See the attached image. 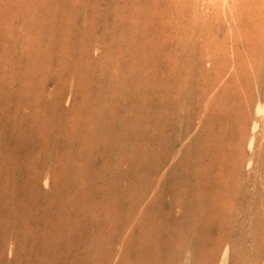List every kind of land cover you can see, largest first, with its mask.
I'll list each match as a JSON object with an SVG mask.
<instances>
[{
    "label": "rangeland",
    "instance_id": "obj_1",
    "mask_svg": "<svg viewBox=\"0 0 264 264\" xmlns=\"http://www.w3.org/2000/svg\"><path fill=\"white\" fill-rule=\"evenodd\" d=\"M226 1L0 0V264H119L146 174L144 264H264V0Z\"/></svg>",
    "mask_w": 264,
    "mask_h": 264
},
{
    "label": "crops",
    "instance_id": "obj_2",
    "mask_svg": "<svg viewBox=\"0 0 264 264\" xmlns=\"http://www.w3.org/2000/svg\"><path fill=\"white\" fill-rule=\"evenodd\" d=\"M146 175L142 179V184L135 183L139 179L131 178L125 189V185L121 186L119 193V264H144L146 258L150 257L149 254L140 252V243L149 244L150 242H146L144 238L145 242H140L141 239L138 238L140 236L138 231L141 228L140 221L143 223L152 217L155 206L153 197L157 191L155 176Z\"/></svg>",
    "mask_w": 264,
    "mask_h": 264
},
{
    "label": "bare ground",
    "instance_id": "obj_3",
    "mask_svg": "<svg viewBox=\"0 0 264 264\" xmlns=\"http://www.w3.org/2000/svg\"><path fill=\"white\" fill-rule=\"evenodd\" d=\"M254 1V0H253ZM259 1V0H258ZM226 0H223V2H222V5L224 6V4H226ZM214 63V62H213ZM209 65H210V63H209ZM258 108H257V114H258V116L260 117V119L262 120V122L264 121V102L262 103V104H260V102L258 103V106H257ZM256 112V111H255ZM264 123V122H263ZM87 126V125H86ZM257 129H258V126H257V124L256 125H254L253 127H252V132H253V134L254 133H256V131H257ZM250 151L251 150H253V147H254V138H251L249 141H248V143H247V146H246ZM249 164V163H248ZM250 165V164H249Z\"/></svg>",
    "mask_w": 264,
    "mask_h": 264
}]
</instances>
